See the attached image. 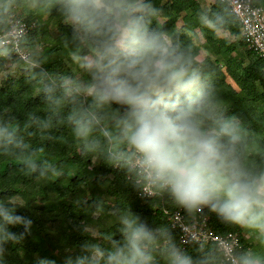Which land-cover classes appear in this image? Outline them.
Masks as SVG:
<instances>
[{
	"label": "clouds",
	"instance_id": "9594fccd",
	"mask_svg": "<svg viewBox=\"0 0 264 264\" xmlns=\"http://www.w3.org/2000/svg\"><path fill=\"white\" fill-rule=\"evenodd\" d=\"M27 10L55 11L71 28L62 48L87 78L47 67L51 54L25 30ZM163 15L154 0H0V36L7 38L0 61L27 65L24 79L44 105L43 115L28 112L23 122L0 115V155L17 160L24 175L60 177L44 148L23 133L51 141L53 129L67 127L81 156L119 170L142 197L165 195L188 215L214 214L254 231L264 245V147L219 95L214 69L179 31L163 27ZM197 19L202 29L227 32L238 21L234 0H215ZM18 208L13 195L0 198V264L10 246L31 235L33 220ZM88 208L95 216L103 203L95 199ZM115 218L108 246L85 239L61 264H158L157 254L164 264H264V252L227 239L205 244L185 235L178 243L174 227H154L130 206L115 210ZM76 230L85 237L91 231L85 221ZM191 243L195 257L182 247ZM32 264L57 261L37 254Z\"/></svg>",
	"mask_w": 264,
	"mask_h": 264
},
{
	"label": "trees",
	"instance_id": "16d2710c",
	"mask_svg": "<svg viewBox=\"0 0 264 264\" xmlns=\"http://www.w3.org/2000/svg\"><path fill=\"white\" fill-rule=\"evenodd\" d=\"M251 1L255 6L264 7V0ZM154 2L164 11L161 18L163 27L169 31H179L186 43L196 51L198 58L204 53L203 58L198 60L214 69L213 79L219 95L227 102L231 113L248 120L257 133L261 147H264V62L246 47L239 23L225 32L229 36L225 39L200 27L197 13L202 6L199 0ZM208 8H215V0ZM22 17L28 23H35L29 34L37 36L43 53L51 54L53 61L47 65L48 68L55 67L56 70L87 78L79 70L71 69V57L62 48V42L70 35L71 28L58 19L55 11L46 16L27 10L22 13ZM153 26H156L155 22ZM3 64L5 62L0 61V69ZM26 67L18 63V76L8 75L0 81V115H15L20 122L26 119L28 112L44 114V105L37 89L24 79ZM23 134L31 145L44 148L42 157L61 169L63 175L36 179L20 173V163L14 158L0 155V198L13 195L23 207L18 208V212L33 220L31 235L23 242L10 246L5 264H32L37 254L61 264L64 254L77 251L85 239H93L108 246L105 235H114L118 227L115 210L129 206L150 225L172 228L163 211H173L179 207L165 195L140 198L139 192L130 186L119 170L111 168L97 157L81 156L78 142L69 128L53 129L51 135L54 139L51 141L39 135ZM95 199L102 201L103 210L93 216L88 205ZM182 211L186 218L197 215ZM201 215L208 217V224L216 234L234 233L239 238L240 247L253 249L251 242L244 237L242 227L222 224L214 214L205 212ZM82 221L90 226L88 237L76 230ZM12 230L20 231L18 228ZM172 231L179 243V232L175 229ZM182 247L190 255H197L194 243ZM157 261L158 264H164L159 254Z\"/></svg>",
	"mask_w": 264,
	"mask_h": 264
},
{
	"label": "built area",
	"instance_id": "2783aa9c",
	"mask_svg": "<svg viewBox=\"0 0 264 264\" xmlns=\"http://www.w3.org/2000/svg\"><path fill=\"white\" fill-rule=\"evenodd\" d=\"M235 10L238 16V23L241 27L242 38L246 47L253 51L264 62V7L255 6L251 0H234ZM25 30L30 33L35 27L34 22L23 20ZM7 38L0 36V44L6 43ZM142 199L153 198L154 195L145 193L144 197L138 193ZM171 227L179 232V243L185 239V235L190 236L194 242L216 243L221 239H227L234 245L240 247L239 238L234 233L225 235L216 234L208 224V217L197 213L196 216L186 218L181 209L163 211ZM184 229V232L182 229ZM193 244V243H192ZM188 244H182L186 246Z\"/></svg>",
	"mask_w": 264,
	"mask_h": 264
},
{
	"label": "rangeland",
	"instance_id": "374dc122",
	"mask_svg": "<svg viewBox=\"0 0 264 264\" xmlns=\"http://www.w3.org/2000/svg\"><path fill=\"white\" fill-rule=\"evenodd\" d=\"M199 1H200V4H201L202 8L203 7H209V5L212 2V0H199ZM218 35L221 38H225V39L226 38H229L228 34H226V33L218 34ZM232 40H233V38H232ZM203 54L204 53L202 52V55ZM202 55L199 56V58H198L199 60H201L203 58ZM72 65H70L71 66V69L73 71H78V68L76 67V65L74 63H72ZM17 67H18V63L15 64V65H12L10 63L3 64V67L0 69V81L3 80L8 75L11 76V77H17L18 76V69H17ZM243 230H244V237L251 242V244L253 245V249L254 250H257V251L264 252V245H262L260 243V241L257 238L256 233L254 231L249 230V229H246V228H243Z\"/></svg>",
	"mask_w": 264,
	"mask_h": 264
}]
</instances>
